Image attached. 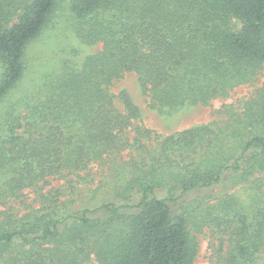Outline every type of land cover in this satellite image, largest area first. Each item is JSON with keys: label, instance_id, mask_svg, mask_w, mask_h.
Listing matches in <instances>:
<instances>
[{"label": "trees", "instance_id": "1", "mask_svg": "<svg viewBox=\"0 0 264 264\" xmlns=\"http://www.w3.org/2000/svg\"><path fill=\"white\" fill-rule=\"evenodd\" d=\"M61 2L0 0V103L22 82L27 49ZM69 4L79 39L102 48L80 68L66 61L41 96L21 101L24 113L14 102L1 118L0 205L31 190L40 207L0 211V264H194L205 229L212 264H264V84L223 125L168 136L134 125L139 108L122 91L120 110L110 91L135 72L153 107L177 109L255 81L264 70V0ZM126 148L147 151L150 162L133 157L130 178L108 201L72 212L59 189H47L50 177ZM230 185L245 187L223 193ZM215 187L214 199H187Z\"/></svg>", "mask_w": 264, "mask_h": 264}, {"label": "rangeland", "instance_id": "2", "mask_svg": "<svg viewBox=\"0 0 264 264\" xmlns=\"http://www.w3.org/2000/svg\"><path fill=\"white\" fill-rule=\"evenodd\" d=\"M69 0H62L52 16L51 22L42 35L34 40L27 49V69L22 82L11 91L9 96L0 103V134L4 129L1 118L11 103L19 102V112L25 109L21 101L27 100L33 93L41 96L42 83L47 77L60 74L66 61L80 68L84 59L89 54L96 53L102 48L101 43L87 45L76 34L74 28V16L70 10ZM2 67L0 65V79ZM264 84V70L253 82L243 83L236 86L227 97H218L211 100L210 104H187L177 109L158 108L151 105V99L143 92L139 78L135 72H128L124 77L117 79L111 84L110 91L117 96L116 106L124 111L125 107L119 94L125 91L135 105L139 108L140 116L134 119V125H142L155 131L161 136H168L183 131L199 124L223 125L228 120L232 111L242 112L245 103L255 95L256 90ZM217 124V125H216ZM127 136L132 141L135 136L133 130L127 131ZM154 137V136H153ZM146 143L155 144L154 140L145 139ZM137 159L138 165L150 162L147 151L137 148H126L122 151L104 155V159L93 162L88 169L77 174L55 176L49 178L47 189L57 188L60 190V198L66 201L70 211L74 212L82 208H91L108 201L119 190V187L130 178L132 159ZM5 178V177H4ZM245 186H233L224 188L200 189L188 194L187 199H214L221 191L234 192ZM157 195H163V190H157ZM25 201V204L22 203ZM13 207L23 215L32 208L40 207L31 190H25L20 199H12L7 204L0 205V211ZM199 240V253L194 264H212L214 251L212 238L209 230L205 229L197 233Z\"/></svg>", "mask_w": 264, "mask_h": 264}]
</instances>
